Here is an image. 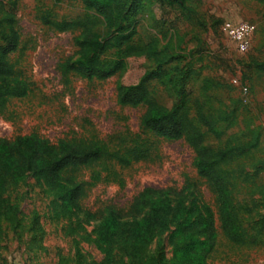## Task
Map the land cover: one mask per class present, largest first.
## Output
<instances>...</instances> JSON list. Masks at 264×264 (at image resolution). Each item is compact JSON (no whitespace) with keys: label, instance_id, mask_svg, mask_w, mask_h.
<instances>
[{"label":"rangeland","instance_id":"obj_1","mask_svg":"<svg viewBox=\"0 0 264 264\" xmlns=\"http://www.w3.org/2000/svg\"><path fill=\"white\" fill-rule=\"evenodd\" d=\"M189 4L206 18L209 29L202 31L172 16L164 30L172 36L169 50L177 60L168 67L175 76L185 77L188 96L210 99L216 107L233 112L237 126L230 132L247 126L260 128L261 147L256 156L264 158V75L249 72L251 79L243 80L250 58L264 59V5L253 0H189ZM0 11L16 18L20 50L12 60L30 89L27 97L0 105V137L37 133L52 142L114 138L140 142L150 150L147 160L119 169L122 182L92 186L80 207L71 211L65 210L44 179L28 178L12 190L17 214L14 221L1 220L0 264H103L104 255L95 241L97 222L86 212L106 206L126 210L146 187L181 191L187 184L189 212L193 218L209 219L212 214L218 233L209 264H264V172L240 190L239 198L251 210L245 217L251 216L252 226H247L246 241L236 245L222 234L212 184L195 167L193 147L184 140L169 142L144 133L140 118L145 109L118 103L121 88L139 83L146 71L156 67L153 60L112 50L104 58L110 62L122 58L123 64L109 79L90 81L78 73L64 77L59 65L79 57L76 38L80 32L55 30L42 17L62 21L92 12L80 0H0ZM211 15L222 22L210 20ZM150 22L140 16L135 43H145L155 35ZM97 30L102 36L107 33L101 22ZM152 90L167 107L175 103L164 86L153 82ZM89 176L88 171L79 174L83 181H89ZM171 231L159 234L138 257L129 255L118 241L114 264L142 263L149 257L169 262Z\"/></svg>","mask_w":264,"mask_h":264},{"label":"trees","instance_id":"obj_2","mask_svg":"<svg viewBox=\"0 0 264 264\" xmlns=\"http://www.w3.org/2000/svg\"><path fill=\"white\" fill-rule=\"evenodd\" d=\"M80 1L91 14L62 21L52 20L48 15L42 17L43 23L55 30L78 29L80 32L76 38L79 57L60 63L62 76L78 73L90 81L109 79L123 64L122 58L118 62L104 58L112 50L153 60L156 67L146 71L139 83L121 88L118 103L123 107L145 109L140 118L144 133L169 142L184 140L193 147L195 167L212 184L222 234L236 245L243 244L247 226L251 225V216L245 217V212L251 210L241 201L239 193L244 185L264 172V158L256 156L262 131L247 126L230 132L237 126L233 112L216 107L210 99L188 96L185 77L175 76L168 67L177 60L169 50L172 36L164 30L171 17L202 31H208L209 22L189 0ZM253 1L264 5V0ZM0 12V105L3 107L12 98L27 97L30 89L12 60V55L20 50L16 18L10 12ZM141 15L152 21L149 27L155 35L138 44L135 38L139 34ZM210 20L217 24L222 22L214 15ZM99 22L107 31L105 36L97 30ZM244 71L243 80L251 79L249 72L261 77L264 59L251 57L247 62L248 72ZM153 82L171 92L175 99L172 107L154 96ZM149 151V147L140 142L130 144L114 138L52 142L37 133L13 139L0 137V224L2 219L14 221L16 218L17 206L10 192L28 178L44 179L65 210L71 211L80 207L92 186L122 182L119 169L147 160ZM82 171L89 172V181L79 178ZM190 191L189 184L181 191L146 187L126 210L106 206L94 213L86 212L97 222L95 241L104 255L103 264L115 263L114 246L118 241L129 255L138 257L159 234L171 228L169 244L173 256L169 262L149 257L145 262L134 264H209L218 244V233L213 229L212 214L209 219L193 218L185 204Z\"/></svg>","mask_w":264,"mask_h":264}]
</instances>
